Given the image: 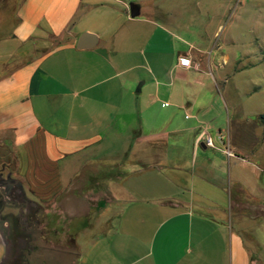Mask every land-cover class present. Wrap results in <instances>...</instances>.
I'll return each mask as SVG.
<instances>
[{
    "label": "crops",
    "instance_id": "crops-1",
    "mask_svg": "<svg viewBox=\"0 0 264 264\" xmlns=\"http://www.w3.org/2000/svg\"><path fill=\"white\" fill-rule=\"evenodd\" d=\"M121 2L17 6L0 37L3 174L56 219L49 241L70 240L66 264H264L241 229L249 196L239 179L256 151L210 66L199 72L182 37ZM82 33L93 46L77 48ZM92 175L97 197L85 191ZM9 228L0 216V257Z\"/></svg>",
    "mask_w": 264,
    "mask_h": 264
},
{
    "label": "rangeland",
    "instance_id": "rangeland-1",
    "mask_svg": "<svg viewBox=\"0 0 264 264\" xmlns=\"http://www.w3.org/2000/svg\"><path fill=\"white\" fill-rule=\"evenodd\" d=\"M121 1L126 10L129 4H137L139 17L165 24L176 37H182L181 46L191 51L190 59L198 63L199 72H207V65L210 66L209 79L224 96L232 125L239 127L240 132L244 129V140L256 151V156L250 157L249 172L240 174L239 179L249 196L240 206L244 216L241 229L253 252L264 258V124L260 118L264 114V0ZM21 2L0 0V37L11 31ZM129 29L123 25L121 33H128ZM138 33L136 45L140 47L145 34L140 30ZM200 80L205 81L202 76ZM138 85L139 82L135 90ZM96 180L97 175H92L85 186L91 197L98 196L94 191ZM47 219L48 228L56 227L55 218Z\"/></svg>",
    "mask_w": 264,
    "mask_h": 264
},
{
    "label": "flooded vegetation",
    "instance_id": "flooded-vegetation-1",
    "mask_svg": "<svg viewBox=\"0 0 264 264\" xmlns=\"http://www.w3.org/2000/svg\"><path fill=\"white\" fill-rule=\"evenodd\" d=\"M3 168L0 167V216L9 221L10 228L9 244L0 257V264H66L75 255L70 240L67 238L62 244L50 243L49 221L43 217L42 209L15 191L19 188L9 171L3 174ZM14 191L17 194L13 198ZM7 205L14 207L15 213L3 214Z\"/></svg>",
    "mask_w": 264,
    "mask_h": 264
},
{
    "label": "water",
    "instance_id": "water-1",
    "mask_svg": "<svg viewBox=\"0 0 264 264\" xmlns=\"http://www.w3.org/2000/svg\"><path fill=\"white\" fill-rule=\"evenodd\" d=\"M136 10V7L132 4L129 5V12H130V15L133 17L137 14V12L135 11ZM93 39H94V36L92 34H89V33H82L79 38H78V41H77V48L79 49H84V48H90L91 46H93ZM139 86H137V89L136 91L139 92ZM2 209V206L0 207V211Z\"/></svg>",
    "mask_w": 264,
    "mask_h": 264
},
{
    "label": "built area",
    "instance_id": "built-area-1",
    "mask_svg": "<svg viewBox=\"0 0 264 264\" xmlns=\"http://www.w3.org/2000/svg\"><path fill=\"white\" fill-rule=\"evenodd\" d=\"M185 64L188 65L189 63L186 61ZM203 142H204L205 145H207V146H210V147H213V146H214V144H213V140H212L211 137H205V139H204ZM226 152H227V155H232V154H233V153L230 152V151H226Z\"/></svg>",
    "mask_w": 264,
    "mask_h": 264
},
{
    "label": "trees",
    "instance_id": "trees-1",
    "mask_svg": "<svg viewBox=\"0 0 264 264\" xmlns=\"http://www.w3.org/2000/svg\"><path fill=\"white\" fill-rule=\"evenodd\" d=\"M260 118H261V120H262V122H263V124H264V114L261 115Z\"/></svg>",
    "mask_w": 264,
    "mask_h": 264
}]
</instances>
